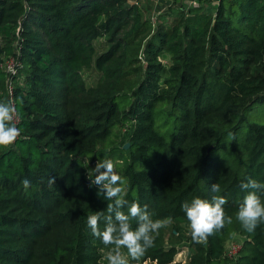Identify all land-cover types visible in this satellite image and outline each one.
Here are the masks:
<instances>
[{
	"label": "trees",
	"instance_id": "1",
	"mask_svg": "<svg viewBox=\"0 0 264 264\" xmlns=\"http://www.w3.org/2000/svg\"><path fill=\"white\" fill-rule=\"evenodd\" d=\"M180 1L167 29L139 0H0V94L13 84L21 132L0 147V264H103L113 246L87 227L112 203L91 183L103 159L116 163L129 205L164 222L140 264H264V223L248 232L236 218L241 183H264V0H218L214 12L204 0ZM131 53L142 63L131 92L87 86L85 70L117 80ZM9 58L15 75L5 71ZM213 195L226 197L232 223L177 262L166 226L172 235L190 227L182 204ZM237 235L244 244L229 258L225 243Z\"/></svg>",
	"mask_w": 264,
	"mask_h": 264
},
{
	"label": "clouds",
	"instance_id": "2",
	"mask_svg": "<svg viewBox=\"0 0 264 264\" xmlns=\"http://www.w3.org/2000/svg\"><path fill=\"white\" fill-rule=\"evenodd\" d=\"M19 114L14 104L0 103V147L13 145L21 135L17 126ZM116 163L111 159L98 160L94 167L93 185L99 187L98 195L103 193L105 200L112 201L107 205L108 215L97 211L87 217V227L91 234L101 239L105 246H114L105 255L108 264H129V258L139 261L155 242L154 234L164 226L161 220H153L148 206L129 202L123 198L124 179L116 171ZM56 182L55 177L49 179V185ZM24 188L30 186V180L22 181ZM241 189L247 191L243 203L236 214L237 220L248 232H253L264 223V183L249 179L241 183ZM250 190V191H248ZM211 191L219 193L218 183L211 184ZM259 193V194H258ZM226 197L213 195L211 200L199 197L182 204V211L190 222L191 239L194 243L206 242L209 236L232 223L231 217H226L224 206ZM127 207V212L123 209ZM137 226L133 228L131 221ZM104 222L101 230L100 222ZM126 249L127 252L123 251Z\"/></svg>",
	"mask_w": 264,
	"mask_h": 264
},
{
	"label": "rangeland",
	"instance_id": "3",
	"mask_svg": "<svg viewBox=\"0 0 264 264\" xmlns=\"http://www.w3.org/2000/svg\"><path fill=\"white\" fill-rule=\"evenodd\" d=\"M156 1V0H155ZM140 4H144L147 6L144 12V16L146 18H151V16L154 14V5L155 3L152 0H139ZM212 2L208 0H204V9L211 10L212 9ZM173 5V4H171ZM180 5V4H179ZM170 6H168L165 10L160 12L158 15L155 14L154 23L155 26H164L167 29H170L173 26L175 15H171V10L169 9ZM214 9H216L214 7ZM170 10V11H169ZM153 13V14H152ZM152 14V15H151ZM143 39L140 38L137 42L138 44L143 43ZM97 47L99 50V53L106 50V44L105 39H100L97 41ZM136 48L137 47H132ZM142 56V55H141ZM139 56V58H141ZM137 56H133V53L129 56V64L127 65L126 69L123 71V74L119 79L114 81H108L105 79L102 73H100L97 69L92 68L90 70H85L84 72V78L86 80V84L89 88H101L104 89L106 92L114 93V92H131L133 88L136 86V84L139 82L141 78V72L139 70V66L142 65L140 60H134ZM162 60L164 61V64L167 68H169L172 65V59L169 55L164 54L162 57ZM7 65L9 66L8 62ZM11 65V64H10ZM8 66H5L6 68ZM118 145H120V142L118 141ZM172 227L167 225L166 226V232L163 235L165 239L164 247L166 249H170L172 247H175L178 252L175 257V260L177 262H187L192 257L193 253H195V248L193 247V241L191 239V229L190 227L185 226V228H181L179 234L172 235L171 234ZM240 239V243L243 242L241 237H237ZM231 241V240H230ZM229 241L225 243V246L227 247ZM114 247V246H113ZM112 248V247H111ZM111 248L105 249L103 251V264H108L107 260L105 259V255L107 251H109ZM123 251L127 252L126 249H123ZM129 264H140L138 261H133L131 258H129Z\"/></svg>",
	"mask_w": 264,
	"mask_h": 264
},
{
	"label": "built area",
	"instance_id": "4",
	"mask_svg": "<svg viewBox=\"0 0 264 264\" xmlns=\"http://www.w3.org/2000/svg\"><path fill=\"white\" fill-rule=\"evenodd\" d=\"M131 3H133V4H139L138 3V0L135 1V2H133L131 0ZM193 6L197 7V6H200V5L196 1V2H194V5ZM154 19H155V16H153L151 20L154 22ZM7 62L9 64V66L7 65ZM5 66H8V67L6 68ZM4 68H5V71L6 72L15 75L16 72H17V70H16V62H15L14 58L6 59V61L4 63ZM13 88H14L13 84L12 83H9L7 92L5 94H3V95L0 94V101L6 99L7 101L5 103L10 102V103L14 104L15 107H16L15 100H14V97H13ZM18 123H19V118H18L17 124ZM237 237H241L243 242L240 243L241 240L238 239ZM244 241H245V238L242 237V236H240V235H237L236 237H234L233 239H231V241L229 240V243H228L229 245H227V247L225 246V253H226V255L229 258H233V257L237 256L238 253H239V251L241 250L243 244H244Z\"/></svg>",
	"mask_w": 264,
	"mask_h": 264
},
{
	"label": "crops",
	"instance_id": "5",
	"mask_svg": "<svg viewBox=\"0 0 264 264\" xmlns=\"http://www.w3.org/2000/svg\"><path fill=\"white\" fill-rule=\"evenodd\" d=\"M133 2L137 1V0H132ZM155 5H154V11H153V15L151 16L150 19H152L153 16H155V14H158L160 12H162L163 10H165L168 6H171V4H174L177 0H152ZM198 2L200 5V0H181L180 3L178 4H183L186 8L192 7L194 5V2ZM210 1V3L212 2V9L211 10H207V12H214L215 9L217 7V1L218 0H208ZM141 6L146 9L147 6H145L144 4H141ZM201 6H204V2L201 4ZM194 254V253H193Z\"/></svg>",
	"mask_w": 264,
	"mask_h": 264
},
{
	"label": "water",
	"instance_id": "6",
	"mask_svg": "<svg viewBox=\"0 0 264 264\" xmlns=\"http://www.w3.org/2000/svg\"><path fill=\"white\" fill-rule=\"evenodd\" d=\"M129 147H130V144H129V143H127V144L124 146L125 149H128Z\"/></svg>",
	"mask_w": 264,
	"mask_h": 264
}]
</instances>
